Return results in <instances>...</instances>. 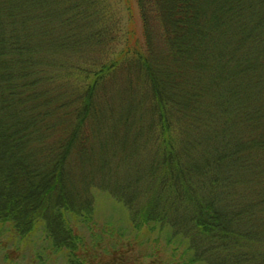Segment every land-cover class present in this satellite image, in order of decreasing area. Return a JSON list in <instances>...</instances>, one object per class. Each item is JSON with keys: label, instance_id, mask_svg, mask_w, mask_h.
Listing matches in <instances>:
<instances>
[{"label": "trees", "instance_id": "1", "mask_svg": "<svg viewBox=\"0 0 264 264\" xmlns=\"http://www.w3.org/2000/svg\"><path fill=\"white\" fill-rule=\"evenodd\" d=\"M105 203L161 264H264V0H0V252L84 264Z\"/></svg>", "mask_w": 264, "mask_h": 264}, {"label": "rangeland", "instance_id": "2", "mask_svg": "<svg viewBox=\"0 0 264 264\" xmlns=\"http://www.w3.org/2000/svg\"><path fill=\"white\" fill-rule=\"evenodd\" d=\"M97 210L99 213L95 217V225L90 233L83 232L84 248L78 252L81 259L84 257V264L163 263L165 254L161 249L162 243L156 245L150 241L148 244L140 236L135 237V235L131 236L130 232L119 231L120 220L117 222L119 211L113 209L110 203L103 204ZM149 248L151 251H147ZM5 249L7 251L0 252V264H32L31 262H35L29 258L30 253L16 255L9 247L6 248V245ZM151 252L155 254L154 257H150ZM40 254L44 255L42 264H63L60 257L53 258L48 252H40ZM6 255L14 257L6 260Z\"/></svg>", "mask_w": 264, "mask_h": 264}]
</instances>
